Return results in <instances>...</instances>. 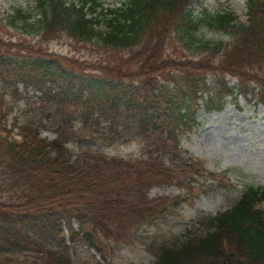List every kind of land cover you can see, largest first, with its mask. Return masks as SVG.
Returning <instances> with one entry per match:
<instances>
[{
	"label": "trees",
	"instance_id": "obj_1",
	"mask_svg": "<svg viewBox=\"0 0 264 264\" xmlns=\"http://www.w3.org/2000/svg\"><path fill=\"white\" fill-rule=\"evenodd\" d=\"M124 1L106 9L102 0H32L34 9L15 10L14 19L36 28L42 42L66 36L132 53L86 65L23 43L28 56L0 50V264H72L78 241L102 254L130 243L139 225L167 213L166 201L149 196L155 185L182 186L183 167L193 176L204 171L193 160L183 164L178 148L199 124V101L207 112L223 111L235 92L230 75L245 96L264 103V0H248L247 24L226 11L194 17V0ZM203 27L231 35L232 43L207 40ZM169 36L188 47L184 58L198 60L174 64L171 79L159 62ZM20 84L41 93L56 140L41 136L43 122L7 129L5 97L19 98ZM76 117L83 126L103 121L111 131L134 132L147 155L137 162L75 155L68 146ZM201 223V234L159 245L153 264H264V187L247 186L233 206Z\"/></svg>",
	"mask_w": 264,
	"mask_h": 264
},
{
	"label": "rangeland",
	"instance_id": "obj_2",
	"mask_svg": "<svg viewBox=\"0 0 264 264\" xmlns=\"http://www.w3.org/2000/svg\"><path fill=\"white\" fill-rule=\"evenodd\" d=\"M103 1L105 8H119L123 4L122 0ZM247 4V0H199L193 4V10L197 15L231 10L241 23H247ZM33 7L32 0H0V50L7 54L28 56L30 53L23 54L19 49L23 43V46H34L36 51H42L43 54H54L86 65L118 62L121 57L127 58L132 53L110 51L94 43H78L66 36L42 42L35 33L36 28L25 27L23 21L14 19L17 8ZM201 32L206 39L218 42L229 40L223 32L205 27L201 28ZM163 43L165 47L159 62L166 68L165 77L171 79L176 75L174 64L190 62L191 59L184 57L190 56L191 52L182 41L174 40L171 36ZM85 72L98 74L99 71L89 69ZM22 86L19 87V98L15 96L13 100L10 94L5 97L8 109H12L7 129L14 128L15 123L43 122L46 126L42 128V136L56 140L59 134L57 124L46 121L39 102L41 95L33 89L26 95ZM197 117L198 126L181 136L178 148L183 155V164L193 160L204 171L200 170V175L193 176L183 167L178 174L182 186L178 183L155 185L149 191V196L167 202L165 207L168 210L164 217L139 225L130 243L111 244L104 255L78 241L73 245L72 264H153L159 245L173 246L178 241H184L189 233L201 234L204 218L233 206L247 186L264 187V105L251 95L238 96L237 100L230 98L222 112L205 113L201 110ZM72 129L77 134L68 147L78 156L83 153L93 156L102 153L108 157L137 162L148 152L141 138L132 131L125 133L122 126L117 132L111 131L110 126L103 121L97 125L90 120L83 126L76 117L72 121ZM13 135L18 138L17 129ZM67 243L70 244L69 240Z\"/></svg>",
	"mask_w": 264,
	"mask_h": 264
}]
</instances>
